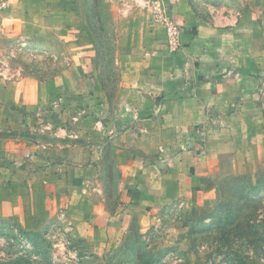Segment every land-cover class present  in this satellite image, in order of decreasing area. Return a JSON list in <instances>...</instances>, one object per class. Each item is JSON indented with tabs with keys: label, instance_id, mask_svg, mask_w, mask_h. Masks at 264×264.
I'll use <instances>...</instances> for the list:
<instances>
[{
	"label": "crops",
	"instance_id": "crops-1",
	"mask_svg": "<svg viewBox=\"0 0 264 264\" xmlns=\"http://www.w3.org/2000/svg\"><path fill=\"white\" fill-rule=\"evenodd\" d=\"M24 1L0 0L1 26L22 28ZM146 1H119L111 96L81 24L66 25L71 87L0 72L1 223L32 232L64 213L75 237L102 250L200 177L241 156L264 162V0H161L181 27L177 51Z\"/></svg>",
	"mask_w": 264,
	"mask_h": 264
},
{
	"label": "rangeland",
	"instance_id": "rangeland-1",
	"mask_svg": "<svg viewBox=\"0 0 264 264\" xmlns=\"http://www.w3.org/2000/svg\"><path fill=\"white\" fill-rule=\"evenodd\" d=\"M119 1L112 10V0H25L22 28L0 25V72L31 82L65 77L71 87L78 73L66 25L81 24L99 49L94 66L111 96L116 33L127 17ZM49 219L32 232L0 222V264H264V162L241 156L200 177L186 198L165 204L153 220L134 217L120 243L102 250L74 236L73 218Z\"/></svg>",
	"mask_w": 264,
	"mask_h": 264
},
{
	"label": "built area",
	"instance_id": "built-area-1",
	"mask_svg": "<svg viewBox=\"0 0 264 264\" xmlns=\"http://www.w3.org/2000/svg\"><path fill=\"white\" fill-rule=\"evenodd\" d=\"M145 6L149 9L152 19L162 26L170 51L179 50L182 46L181 27L167 13L163 2L161 0L146 1Z\"/></svg>",
	"mask_w": 264,
	"mask_h": 264
}]
</instances>
